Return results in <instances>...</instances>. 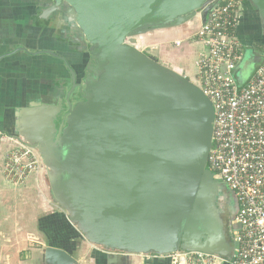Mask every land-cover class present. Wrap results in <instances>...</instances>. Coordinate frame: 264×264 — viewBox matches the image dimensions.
Returning a JSON list of instances; mask_svg holds the SVG:
<instances>
[{"label":"water","instance_id":"obj_1","mask_svg":"<svg viewBox=\"0 0 264 264\" xmlns=\"http://www.w3.org/2000/svg\"><path fill=\"white\" fill-rule=\"evenodd\" d=\"M49 1L40 18L64 7L80 34L77 45L96 63L83 85L69 69L68 110L59 127L60 105L32 102L15 114L14 133L40 154L52 202L87 242L119 254L108 264L178 251L232 256L231 218L220 201H233V194L209 166L213 104L137 47V38L152 32L194 22L198 29L218 0ZM242 1L257 12L264 37V0ZM258 62L247 66L249 73ZM76 93L83 101L73 106ZM43 260L79 264L54 247L45 248Z\"/></svg>","mask_w":264,"mask_h":264},{"label":"crops","instance_id":"obj_2","mask_svg":"<svg viewBox=\"0 0 264 264\" xmlns=\"http://www.w3.org/2000/svg\"><path fill=\"white\" fill-rule=\"evenodd\" d=\"M49 2L0 0V264L7 261L11 246L18 251L15 256L18 264H45L43 254L47 247H69L80 264L77 256L90 244L50 199L45 169L33 173L19 186L10 184L3 176L5 155L13 147L7 138L14 135L18 119L15 114L32 102L52 103L54 94L64 97L71 85L70 68L78 78L83 75L87 54L73 50L58 38L52 25L39 26L33 21ZM187 29L188 25L149 33L137 38V47L190 80L195 74L192 60L195 59L196 68L202 48L192 39L196 31L190 33ZM177 41L182 42L180 46L175 45ZM39 51L56 53L63 60L48 54L37 55ZM257 65L251 75L246 67L241 85L249 81ZM68 233L76 234V239H71ZM61 236L66 238L60 241ZM22 253L26 260L20 257ZM132 256L138 255H130L131 260ZM94 264H102L100 258ZM148 264L160 263L152 260Z\"/></svg>","mask_w":264,"mask_h":264},{"label":"built area","instance_id":"obj_3","mask_svg":"<svg viewBox=\"0 0 264 264\" xmlns=\"http://www.w3.org/2000/svg\"><path fill=\"white\" fill-rule=\"evenodd\" d=\"M245 4L242 0H218L207 22L192 36L202 49L195 81L191 82L210 99L215 111L210 170L237 203L230 222L232 256L226 259L178 251L148 256L151 260L168 264H264V54L249 81L239 84L237 73L248 49L239 35ZM7 140L13 147L3 161L6 181L23 185L33 173L45 169L34 147L20 137Z\"/></svg>","mask_w":264,"mask_h":264},{"label":"flooded vegetation","instance_id":"obj_4","mask_svg":"<svg viewBox=\"0 0 264 264\" xmlns=\"http://www.w3.org/2000/svg\"><path fill=\"white\" fill-rule=\"evenodd\" d=\"M48 7H49V4L47 3L46 4V8H48ZM249 9H252V8L251 7L249 8L248 6H246V10H249ZM253 12H255V11L253 10ZM51 19L53 20V23H51V25L52 26L54 25L53 27L55 29V33L56 34L59 33L58 38L63 39L66 43H68L73 50L78 51V52H82L83 54H87V57H86L87 59L86 60L84 59L83 68H82V71H81V73L83 75L80 76V78H78L79 76L74 71V73L76 74V83L78 85H80V84L83 85V83H84V81L86 79L95 76V74L92 71V69L96 66V63L92 60V58L90 56V53L85 49V46H78L77 45L81 41L80 34L73 27L72 23L69 22L70 19L69 20L67 19V11H66V9L64 7L61 10H59L57 12H54L52 14V16L49 17V20H51ZM196 29H197V22H194L189 27L190 31L188 29H187V31L190 32V33H193ZM191 30H193V31H191ZM250 33H252V31ZM79 48H82L83 50L79 51L78 50ZM71 86H72V77H71V85H70L69 89L71 88ZM68 90H67V92H68ZM54 95H53L54 98H53L52 103H50L51 101L48 102V103L47 102L45 103V102H42V101L41 102H35V103H38V104L45 103V104H48V105L51 104V105H56V106L57 105L58 106L59 105L62 106V112L60 114V117L56 120V124L59 127L60 124H61V121H63V118H64V116L67 113L68 105H67V103L65 101V95H64V97L62 95L58 97V95H60V93L59 94H54ZM74 96L75 97L71 98V102H72L73 106H75L77 103L83 101V99L80 98L77 93ZM13 129H15V130H13V132H16V128H13ZM11 135H13V134H11ZM13 137H20V136H18L17 134L14 133ZM44 168H45V166H44ZM220 206H221L222 210L226 213V215L230 216L231 219L233 218V216L237 212V203H236V200L234 198V195H233V201H230L227 198L222 199L220 201ZM230 222H231V220H230ZM118 255H119L118 253H112V252L105 251L104 260H105L106 264H108V259L109 258L113 259L116 262V260H117L116 257ZM146 261H147V263H150L152 260L148 258V260H146ZM130 262H131L130 261V256H125L124 259L122 260V264H131ZM114 264H119V263L117 262V263H114Z\"/></svg>","mask_w":264,"mask_h":264},{"label":"rangeland","instance_id":"obj_5","mask_svg":"<svg viewBox=\"0 0 264 264\" xmlns=\"http://www.w3.org/2000/svg\"><path fill=\"white\" fill-rule=\"evenodd\" d=\"M254 16L257 17V23L260 24L259 22V18H258V15H257V12H253ZM54 26V25H53ZM191 25L188 26V30H189V27ZM190 31V30H189ZM193 31V30H191ZM195 32V31H194ZM59 35V33H57ZM264 38V37H263ZM258 61L259 58L258 56H256L252 50H250L249 48L246 50V53H245V57H244V61H243V66L240 68V70L238 71L237 73V80L239 81V84H242L244 81H245V70H246V67L253 61ZM251 61V62H250ZM192 66H193V70L195 71L194 75L191 76L190 78V81H195V75L197 74L196 73V68H195V59L192 60ZM250 75L252 74V72L254 71V69H250ZM13 137V135H9L8 137ZM10 144V143H9ZM9 147V146H8ZM87 247L84 248V251H81V253L78 254V259L79 261H81L80 264H94V261L98 258H100V262L103 263V264H106L105 260H104V253L106 250H104L103 248L101 247H97V246H94V245H91V244H87L86 245ZM11 251L10 253L8 254L9 257L7 259V261L5 262V264H18L20 262H17L18 258L16 259L15 256L17 255L16 253L18 252L16 248H14V246H11L10 247ZM104 252V253H103ZM24 256H23V255ZM20 255V257L22 259H25L26 260V256H25V253H22ZM148 256H132V260H131V257H130V261L131 262H134L133 264H148L146 260H148L147 258ZM231 256H229L228 258L226 259H230ZM146 262V263H145Z\"/></svg>","mask_w":264,"mask_h":264},{"label":"trees","instance_id":"obj_6","mask_svg":"<svg viewBox=\"0 0 264 264\" xmlns=\"http://www.w3.org/2000/svg\"><path fill=\"white\" fill-rule=\"evenodd\" d=\"M245 5L248 6L249 8L251 7L249 3H246ZM42 10H44V8ZM40 14H41V12H39L36 16L33 17L34 23L36 25H39V26L40 25L42 26V24L48 25V26L51 25V23H52L51 20L41 19ZM257 20L258 19L256 16H254L252 9L246 10L244 17L242 18V21H241V25H240V29H239V35H240L242 42H244V44L250 50H252L253 53L256 56H258V58H260V60H261L262 56L264 54V38H263L262 33H261L260 24L257 23ZM250 30L252 31V33H250L251 32ZM230 230L231 229H229L228 235H229L231 243L233 244L232 239H231ZM68 234L71 237V239L72 238L76 239V234H74V233H68ZM65 238L63 236H61V238L60 239L58 238V239L61 241L62 239H65ZM70 241L71 240H69V242ZM61 245H63V243ZM74 247H75V244L72 246V250L74 249ZM59 249L65 250L72 255V252L69 249V247H66V248L61 247ZM157 263L168 264L165 261L164 262L163 261H157Z\"/></svg>","mask_w":264,"mask_h":264}]
</instances>
